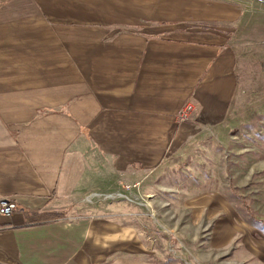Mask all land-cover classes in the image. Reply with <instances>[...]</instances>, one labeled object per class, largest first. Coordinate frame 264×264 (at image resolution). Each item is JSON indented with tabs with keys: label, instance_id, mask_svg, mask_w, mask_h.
Here are the masks:
<instances>
[{
	"label": "crops",
	"instance_id": "1",
	"mask_svg": "<svg viewBox=\"0 0 264 264\" xmlns=\"http://www.w3.org/2000/svg\"><path fill=\"white\" fill-rule=\"evenodd\" d=\"M236 8L0 0V198L16 204L0 214V264H174L161 248L176 236L181 261L264 264V218L186 177L167 182L177 153L227 127ZM185 102L189 119L177 122ZM137 181L149 207L80 204Z\"/></svg>",
	"mask_w": 264,
	"mask_h": 264
},
{
	"label": "rangeland",
	"instance_id": "2",
	"mask_svg": "<svg viewBox=\"0 0 264 264\" xmlns=\"http://www.w3.org/2000/svg\"><path fill=\"white\" fill-rule=\"evenodd\" d=\"M216 1L237 7V14L229 21L226 33L236 56L238 93L231 106L226 129L217 136H208L203 147H193L183 152L182 157L177 153L167 182L170 188H174L186 177L195 190H220L236 202L241 200L249 214L264 218V0ZM189 116L180 122H186ZM193 158L197 159V163L193 162ZM188 160L193 162L194 168L186 166ZM192 169L194 173H191ZM125 186L131 189L129 201L118 196L126 192ZM138 188L137 181L123 183L113 190L92 191L80 199V204L90 206L95 202L123 201L142 202L143 206L149 207L146 199H141ZM107 194L112 198H106ZM176 237L174 243H169L165 249L161 246L162 255L171 257L178 264H191L175 257L177 251L183 249ZM149 240L156 241L152 236ZM157 240H163V235H157ZM167 260L163 264H172Z\"/></svg>",
	"mask_w": 264,
	"mask_h": 264
},
{
	"label": "built area",
	"instance_id": "3",
	"mask_svg": "<svg viewBox=\"0 0 264 264\" xmlns=\"http://www.w3.org/2000/svg\"><path fill=\"white\" fill-rule=\"evenodd\" d=\"M192 105L189 102H185L179 109V111L176 114V120L177 121H183L186 120L191 112ZM127 186V185H126ZM125 186L126 192L119 193L118 196L121 197V199L125 201L131 200V189L129 190L128 187ZM106 198H112L108 194L105 196ZM98 198V194L96 195L95 199ZM16 209V204L12 201H9L6 198H0V214L2 215H9L12 211Z\"/></svg>",
	"mask_w": 264,
	"mask_h": 264
},
{
	"label": "trees",
	"instance_id": "4",
	"mask_svg": "<svg viewBox=\"0 0 264 264\" xmlns=\"http://www.w3.org/2000/svg\"><path fill=\"white\" fill-rule=\"evenodd\" d=\"M64 214H65V212H62V211H60V212H55V213H52V215H53L54 217H63V216H64Z\"/></svg>",
	"mask_w": 264,
	"mask_h": 264
}]
</instances>
